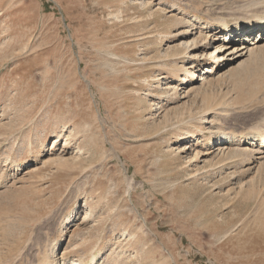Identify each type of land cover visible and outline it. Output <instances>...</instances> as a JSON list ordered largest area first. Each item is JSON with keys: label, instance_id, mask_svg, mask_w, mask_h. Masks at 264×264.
Instances as JSON below:
<instances>
[{"label": "rangeland", "instance_id": "1", "mask_svg": "<svg viewBox=\"0 0 264 264\" xmlns=\"http://www.w3.org/2000/svg\"><path fill=\"white\" fill-rule=\"evenodd\" d=\"M253 17L264 0H0V264H264V46L212 42Z\"/></svg>", "mask_w": 264, "mask_h": 264}, {"label": "bare ground", "instance_id": "2", "mask_svg": "<svg viewBox=\"0 0 264 264\" xmlns=\"http://www.w3.org/2000/svg\"><path fill=\"white\" fill-rule=\"evenodd\" d=\"M190 31L191 30H189L186 33H189ZM236 31L238 33H236ZM215 32L216 33L212 36L213 37L212 42L216 40H221V38L223 37V44L220 47L217 46L215 48V51L213 52V55L217 61L218 60H221L223 62L226 60L230 61L236 58L243 57L245 55H250L255 50L257 51L264 46V19H262L261 17H253L249 21H247L245 24L239 25L237 28H234L226 24V22L223 21L218 26V29ZM186 33H181V34H186ZM222 33H224V36ZM210 42H207V45H205L204 47L205 49L206 47L210 46ZM205 49H204V52H205ZM191 56L192 55H190V57ZM191 58H196V57L192 56ZM182 70L188 71L186 68ZM192 75L194 74L192 73ZM254 140H255L254 135L253 136L243 135V136L233 137L227 134L225 136V139L221 143V145H225V144L229 145L231 143H234L238 145L239 148H241V146L239 145L248 144L250 142L254 143ZM223 147L224 146H222V148ZM255 152L259 155L262 154L264 156V137L262 138V141L260 142V147L255 149ZM262 155L260 157H263ZM48 261L52 262L53 260L49 259ZM90 264H95V263H90Z\"/></svg>", "mask_w": 264, "mask_h": 264}]
</instances>
